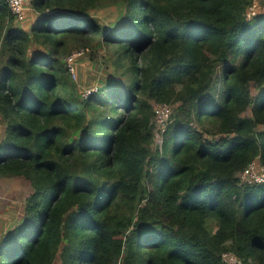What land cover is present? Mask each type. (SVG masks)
<instances>
[{
    "label": "trees",
    "instance_id": "16d2710c",
    "mask_svg": "<svg viewBox=\"0 0 264 264\" xmlns=\"http://www.w3.org/2000/svg\"><path fill=\"white\" fill-rule=\"evenodd\" d=\"M253 1L29 0L24 26L0 0V177L30 185L0 264H264V183L238 180L264 169ZM97 47L111 72L81 91Z\"/></svg>",
    "mask_w": 264,
    "mask_h": 264
},
{
    "label": "rangeland",
    "instance_id": "374dc122",
    "mask_svg": "<svg viewBox=\"0 0 264 264\" xmlns=\"http://www.w3.org/2000/svg\"><path fill=\"white\" fill-rule=\"evenodd\" d=\"M25 10H24V19L18 21L22 23V25L26 26L29 20L35 18V13H32V9L29 4V0L26 1ZM264 10V0H254L253 5L248 9V14H258V12ZM32 13V14H31ZM118 12L114 6H108L105 8L100 9H92L85 12L84 16L87 18L95 19L99 24L103 25V27L110 25L112 21L116 18ZM27 16V17H26ZM69 46L74 45L72 41H68ZM90 48V47H89ZM79 50V49H75ZM74 50V51H75ZM81 51V50H80ZM108 51L102 48H96L93 50L92 54L88 53L85 56L76 58L77 67V81L76 84L79 85L81 91L93 87L98 86V82L101 81L104 77L111 72L110 67L106 66L105 57L103 56ZM77 55L68 56L69 60H74ZM0 61L2 63V57H0ZM1 68V67H0ZM220 92L219 88L217 92H213V95L208 93L205 96L208 102H218L222 90V85L220 83ZM96 87H94L95 89ZM251 90L253 94L256 93V89L254 86H251ZM90 91L87 90L85 95L88 94ZM220 93V94H219ZM213 96V97H212ZM202 102V101H201ZM157 109V120L163 121L166 113L168 111V107L164 105H155ZM251 110L248 109L246 111V115H250ZM198 126V124H197ZM157 130L162 131L160 127H157ZM1 125H0V135H1ZM206 136H210V132H206ZM158 140L160 141V135L158 134ZM160 144V142H159ZM154 146H156L154 144ZM257 163V162H256ZM254 162V164L259 168ZM247 168H250L248 166ZM243 171L238 173V180L240 182H245V179L242 178L241 174ZM29 184L21 178H14V177H0V235L7 234L11 232L14 226L17 224V220H19L21 213L23 212L24 201L26 194L29 192ZM223 260L225 264H242V262L231 252L227 251L223 255ZM117 264V262H114Z\"/></svg>",
    "mask_w": 264,
    "mask_h": 264
},
{
    "label": "built area",
    "instance_id": "2783aa9c",
    "mask_svg": "<svg viewBox=\"0 0 264 264\" xmlns=\"http://www.w3.org/2000/svg\"><path fill=\"white\" fill-rule=\"evenodd\" d=\"M9 4L11 13L16 17V20L21 21L24 19L25 0H6ZM250 168L244 169L241 176L250 183L264 182V169H259L252 163Z\"/></svg>",
    "mask_w": 264,
    "mask_h": 264
},
{
    "label": "clouds",
    "instance_id": "9594fccd",
    "mask_svg": "<svg viewBox=\"0 0 264 264\" xmlns=\"http://www.w3.org/2000/svg\"><path fill=\"white\" fill-rule=\"evenodd\" d=\"M252 163H254V162H251L250 164H252ZM250 164H249V165H250ZM249 165H248V166H249ZM248 166H247V167H248ZM247 167H246V168H247ZM246 168H245V169H246ZM242 171H244V169H243ZM245 182H246V183H249V184H261V183H264V182H261V183H250V182H248V181H245ZM226 252H227V251H225V252L222 254V260H223V255H224ZM229 252H230V251H229ZM239 260L242 262L241 259H239ZM223 263L225 264L224 260H223Z\"/></svg>",
    "mask_w": 264,
    "mask_h": 264
}]
</instances>
